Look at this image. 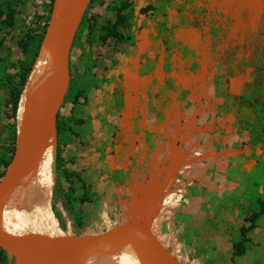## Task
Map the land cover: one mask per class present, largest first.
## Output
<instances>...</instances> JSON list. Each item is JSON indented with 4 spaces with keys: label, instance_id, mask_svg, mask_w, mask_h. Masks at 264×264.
Here are the masks:
<instances>
[{
    "label": "rangeland",
    "instance_id": "rangeland-1",
    "mask_svg": "<svg viewBox=\"0 0 264 264\" xmlns=\"http://www.w3.org/2000/svg\"><path fill=\"white\" fill-rule=\"evenodd\" d=\"M112 1L88 2L86 6L88 14L98 19H113L112 12L107 9V5ZM147 1L133 0L135 5L134 45L109 40L104 46L94 43L89 47L93 49L97 60L100 59V62L104 60L105 69L114 71L111 76L120 78L121 89L130 101L129 128L128 125H120V129L113 132L115 139L112 145L98 152L100 160L109 157L108 160L111 161L113 170L124 168L128 172V177L120 185L112 182L111 191L109 190L111 181L107 178L101 179V181H107V192L103 193L104 190L98 188L101 191L99 200L91 194L90 202H76L75 211L80 214V222H77L75 214L66 206L62 194L67 189L68 183L62 177L61 171L53 172L54 184L55 176L59 179L60 190L57 187L59 192L54 200L61 224L64 225L62 229L58 222L62 231L61 235L100 233L113 224L140 219L148 223L150 230L162 242L163 238H161L159 229L168 218V213L164 211L159 221L152 224L156 210L167 206L172 215L175 210L185 204V201L189 200L190 196L196 194V190L212 186L214 182L211 181H217L220 178L219 174L231 172L232 176L237 177L235 176V179L228 177V179L241 183L248 172V163H245L241 156L232 159V164L237 166L235 170H231L230 167L226 168V163L219 160L220 156L217 151L220 149H225L221 150V153L225 155H236L242 152L248 154L251 148L246 145L245 132L234 128L233 114H223L217 105L223 103V99L218 100V94L225 91L223 85L225 78L234 80L230 91L233 94H239L248 88L250 65L263 60L264 31H260L255 39H247L244 35L247 24L258 16L259 0H195V2L204 1L207 6L211 7V14H217L222 22L224 38L223 43L217 49L225 51L227 57L226 61L216 63L208 52L202 50L199 57V73H203L204 77L197 76L199 73L194 75L187 71L186 64L177 65L169 75V82L174 84L175 89L164 86V75L158 71L161 52L156 35L157 17L139 13V8ZM48 9L49 0H29L27 2L25 13L29 16L33 14L39 16L40 23L32 27L43 25L46 18L50 16ZM176 37L194 45L185 30H178ZM0 39L3 40L5 46L2 54L9 50L13 58L17 59L20 56L17 47V31L6 32L0 28ZM82 45V40H75L72 44L70 71L73 75L78 70ZM156 55L160 56L156 57ZM175 60L174 58L173 61ZM205 83L211 89L209 97L200 89ZM158 84L159 87H157ZM155 90L157 93H154ZM181 90L187 93L185 99L179 96ZM158 92L161 93V97L150 98ZM2 93L0 90V96ZM171 96L174 102L170 106ZM48 97L46 84L41 99L45 100ZM187 101L190 103L186 105ZM67 104H63L59 109L61 117L67 116L65 111ZM239 113L240 116H244L247 109L242 107ZM158 114L161 115V122L157 120ZM6 123V119H0V153L8 148L10 142L9 135L5 132ZM134 123L137 126L135 132L139 128L144 129L146 126L160 124L149 131L150 135L148 132L145 134L142 132L141 136L137 135L134 140L133 136H129ZM65 162L61 168H66ZM6 168L0 165V171H5ZM101 175L107 177L106 172H101ZM54 184L53 191L56 187ZM99 184L101 186V183ZM229 184L231 182L226 185L227 188L223 193L227 196V203L232 206L228 194L231 190L235 191L238 184L234 186L231 184L228 188ZM166 187L173 189L174 195L160 207L158 201L165 196ZM80 192L81 189H77L76 195L78 196ZM21 193L22 186L19 180L0 204L1 215L11 213L4 221L0 220V223L9 229L11 235L21 233L24 219V208L19 204ZM120 236L118 234L111 241L101 244L88 255L89 259L95 264H121L128 260L133 254L130 253L127 243L122 244L124 238ZM22 250L23 248L20 249L21 256Z\"/></svg>",
    "mask_w": 264,
    "mask_h": 264
},
{
    "label": "trees",
    "instance_id": "trees-1",
    "mask_svg": "<svg viewBox=\"0 0 264 264\" xmlns=\"http://www.w3.org/2000/svg\"><path fill=\"white\" fill-rule=\"evenodd\" d=\"M28 1L0 0V28L6 32L17 31V47L20 52V56L17 59L13 58L9 50L5 54H2L5 46L3 40L0 39V90L3 92L0 96V119L7 120L5 132L10 138L8 148L0 153V165H4L5 167L10 163L15 150L17 128L19 130L17 114L20 104L19 100H21L22 96L21 93L28 80L33 64L40 56L49 21L48 16L41 27H32L34 24L38 25L37 23L40 22L37 14L29 16L25 13ZM54 1L49 0V14L51 13ZM91 2L93 0L89 1V3ZM259 5L260 10L257 18L246 26L244 35L247 39H255L260 31H264V0H259ZM107 9L112 12L113 19L92 17L88 14L87 8L82 15L73 39V43L75 40L83 41L78 63L80 71H77L75 75L71 73L69 87L61 104V106L65 103L70 104L69 113L66 117H61L60 110L57 113L55 167L57 171H61L62 177L68 183L67 189L62 194L66 206L75 214L77 222H80V214L75 211L74 204L76 202H90L91 194L95 195L96 200L100 199L99 194L92 192L91 184L85 181L81 173L70 171L68 168H61V165L65 162L63 157L64 148L76 137L84 138L92 130V125L86 123L84 118L79 115L83 111L89 88L91 86H101L100 83H96L94 77L90 80L89 84L80 88L82 75H94L92 71L97 64V57L93 49L89 47L94 43L104 46L109 40L128 43L129 45L135 44L133 21L135 17V5L133 0H113L107 5ZM139 13L143 15L151 14L157 17L156 35L159 39L161 52L158 71L164 74V86L175 89L174 84L169 82V75L177 65L186 64V70L197 75L200 71L199 57L202 50L208 52L216 63L218 61H226L227 56L225 51L217 49L223 43L224 38L222 22H220L217 14H211V7L207 6L204 1L148 0L144 6L139 8ZM180 29L186 31L189 40L194 42V45H190L188 42L176 37V32ZM160 55H156V57ZM174 58L176 59L175 61H173ZM250 67L247 90L239 94L231 93L230 90L234 80L225 78L223 80L225 91L218 94V100L221 101L223 99V103L218 104L217 108L223 114H233L234 128L245 132L247 137L246 145L251 148L249 154L241 153L240 155L245 159L254 160V167L249 172L243 191L239 195L231 194L229 196V199L232 201V207L237 210L238 216L242 217L243 220L241 226L231 234L232 256L244 255L250 249L251 243L247 232L255 227L258 216L264 214V160L255 151V148H258L262 153L264 152V54L262 61L253 62ZM197 76L204 77L203 73H199ZM104 81L109 80L103 78L101 83ZM200 89L207 97L211 95V89L207 83ZM124 93V90L118 86L111 93V103L118 109L128 108L129 101ZM186 94L185 90H181L179 96L185 99ZM80 98H84V102H81ZM188 103L190 102L187 101L186 105ZM242 107L247 109V113L244 116H240L239 113ZM157 120L161 122L160 114H158ZM83 143L86 144L87 142L84 140ZM224 154L219 153V156H224ZM4 172L0 171V178ZM127 177L128 172L122 169H115L107 176V179L120 185L125 182ZM58 183L59 179L57 178L54 184L56 187L53 191L51 208L61 228L64 229V225L61 224L60 216L55 208L56 202L54 197L57 196L58 190H60ZM77 189H81L78 196L76 195ZM244 200H248L249 203H244ZM19 204L21 207H24L22 193ZM222 207L224 205L220 204L215 211L217 212ZM10 215V212L0 214V220L4 221ZM120 235L122 238H131L129 243L126 242L128 245H138V236ZM168 251L170 252V250ZM7 256L8 253L0 247V264H7ZM121 264L145 263L137 259L135 255H132Z\"/></svg>",
    "mask_w": 264,
    "mask_h": 264
},
{
    "label": "crops",
    "instance_id": "crops-1",
    "mask_svg": "<svg viewBox=\"0 0 264 264\" xmlns=\"http://www.w3.org/2000/svg\"><path fill=\"white\" fill-rule=\"evenodd\" d=\"M71 55L72 52H70V61ZM104 66V60L100 62V59H98L92 71L94 75L84 74L81 77L80 88L89 84L90 80L94 77L96 83L101 84L100 87L91 86L89 88L83 111L79 114L84 118L86 123L92 125V130L84 138L76 137L63 150V157L67 159L65 162L66 168L70 171L81 173L85 181L91 184V190L94 194H101L98 188L104 190L103 193L107 192V181H101V179L107 177L101 175V172H106L108 176L113 171L111 161L108 160L109 157L107 159L104 157V160H100L98 152L101 151L100 149H107L109 145H112V141L115 139L113 132L120 129V125H128L129 128V117L131 116L129 114L131 112L129 107L130 101L127 94L124 93L129 101L128 109H118L111 103V93L116 86L121 88L122 84L121 82L119 83L120 78L118 76H111L114 71L105 69ZM77 71H80V69ZM116 75L118 74L116 73ZM120 76L122 77V75ZM103 78L109 81L101 83ZM157 87H159V84ZM154 93H157V90ZM160 94L158 92V94L150 98L157 99L161 97ZM170 98L172 99L171 106L174 98L172 96ZM80 101L84 102V98H80ZM65 107L66 114H68L70 104H67ZM159 124L146 126L144 129L139 128L135 132L134 130L137 126L134 123L129 136H133L134 140H136V136H141L142 132L143 134L148 132V135H150L149 131L153 127L159 126ZM84 140L87 142L86 144L83 143ZM221 150L225 149L217 151L218 155L221 153ZM255 151L264 160V152L262 153L258 148H255ZM242 153L247 155V152ZM239 156L241 155L224 154V156H220L219 160L226 163V168L230 167L232 170L237 169V166L234 163V165L232 164V159L235 157L240 158ZM244 160L245 163H248V172H246L243 182L230 181L228 177L235 179L236 175L232 176L233 173L224 172L219 174L220 178L217 181H211L214 182L212 186H205L206 188H202V190H196V194L190 196L189 200L185 201V204L179 207L178 210H175L172 215L169 213L170 208L167 206L154 212L152 224H156L159 221L164 211L168 213V218H166L159 229L161 238H163L162 244L183 264H264V214L258 216L255 227L247 232L251 243L250 249L244 255L232 256L231 234L241 226L243 220L242 217L238 216L237 210L227 203V196L223 192L226 190V185L229 182L233 186L238 185L235 191L231 190L229 192L228 196L231 194L239 195L243 191L249 172L254 167V160L245 158ZM123 170L125 171L124 168ZM99 183H101V186H99ZM231 184H229L228 188ZM110 185L109 190L111 191L112 182H110ZM164 190L165 196H162L158 201L160 207L173 198L174 195V190L170 189V187H166ZM244 203L248 204L249 201L244 200ZM220 204H223L224 207L216 212L215 210ZM138 237V245L129 244V251L146 262L145 264H148L150 254L148 245L140 236ZM130 240V237H126L122 244L129 243Z\"/></svg>",
    "mask_w": 264,
    "mask_h": 264
},
{
    "label": "water",
    "instance_id": "water-1",
    "mask_svg": "<svg viewBox=\"0 0 264 264\" xmlns=\"http://www.w3.org/2000/svg\"><path fill=\"white\" fill-rule=\"evenodd\" d=\"M89 1L63 0L60 2L59 0H55L52 5L45 31V39L48 40L50 46L48 57L49 59H57L59 61L57 70L47 84V90L52 91V95L35 106L23 123L22 129L17 132L14 154L0 178V204L4 201L12 187L21 180L26 171L34 163L44 136L52 130L55 132L57 113L71 79L69 65L71 46L79 22ZM63 19H67L69 22L67 32H63L60 27ZM52 157V169L56 173L55 144ZM118 234L140 236L149 248L148 264H183L164 247L158 237L150 230L148 223L140 219L113 224L100 233L56 236L38 232H23L11 235L9 229L0 223V247L8 253L7 264H23L20 249L24 247L32 250L45 262L50 264H74L84 259L101 244L111 241ZM48 243H52L62 249L64 255L59 258L50 256L44 250V246Z\"/></svg>",
    "mask_w": 264,
    "mask_h": 264
},
{
    "label": "bare ground",
    "instance_id": "bare-ground-1",
    "mask_svg": "<svg viewBox=\"0 0 264 264\" xmlns=\"http://www.w3.org/2000/svg\"><path fill=\"white\" fill-rule=\"evenodd\" d=\"M60 2L63 0H59ZM63 32H67L69 22L63 19L60 23ZM49 42L44 40L41 53L32 66L31 73L22 92L18 121L19 131L28 118L31 111L41 99L44 85L48 84L59 66L57 59H49ZM49 97L52 91H48ZM55 144V132L52 130L46 134L36 154L34 163L21 178L22 195L24 199V219L21 233L38 232L50 236L61 235V228L51 208V197L54 184V173L52 171V153ZM44 250L53 258L64 255V251L52 243L44 246ZM23 264H50L45 262L38 254L28 248L22 250ZM74 264H95L89 256Z\"/></svg>",
    "mask_w": 264,
    "mask_h": 264
}]
</instances>
